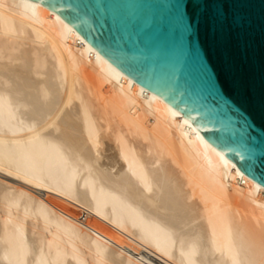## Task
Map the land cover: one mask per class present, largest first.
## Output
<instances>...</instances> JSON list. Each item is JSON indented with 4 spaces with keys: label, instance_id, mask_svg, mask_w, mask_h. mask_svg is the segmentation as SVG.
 <instances>
[{
    "label": "bare ground",
    "instance_id": "1",
    "mask_svg": "<svg viewBox=\"0 0 264 264\" xmlns=\"http://www.w3.org/2000/svg\"><path fill=\"white\" fill-rule=\"evenodd\" d=\"M188 118L0 0V264H264V187Z\"/></svg>",
    "mask_w": 264,
    "mask_h": 264
},
{
    "label": "water",
    "instance_id": "2",
    "mask_svg": "<svg viewBox=\"0 0 264 264\" xmlns=\"http://www.w3.org/2000/svg\"><path fill=\"white\" fill-rule=\"evenodd\" d=\"M264 187V0H36Z\"/></svg>",
    "mask_w": 264,
    "mask_h": 264
},
{
    "label": "rangeland",
    "instance_id": "3",
    "mask_svg": "<svg viewBox=\"0 0 264 264\" xmlns=\"http://www.w3.org/2000/svg\"><path fill=\"white\" fill-rule=\"evenodd\" d=\"M65 207L67 206V208L69 209V210H72V211H74V209H76L74 212H76V214L78 213L79 215L81 214V215H83L84 216V218L86 219V221L88 220V222H91V223H94V224H98L99 223V221L100 220H98V219H96V218H93V217H91V216H89V215H85V214H82V212H81V209L78 207V208H76L75 206H72V205H69V204H63ZM70 207L72 208V209H70ZM94 221V222H93ZM96 221V222H95ZM102 223V224H101ZM99 225H102L103 226V228H104V226H105V223L104 222H102V221H100V223L98 224V226ZM102 226H100V227H102Z\"/></svg>",
    "mask_w": 264,
    "mask_h": 264
}]
</instances>
